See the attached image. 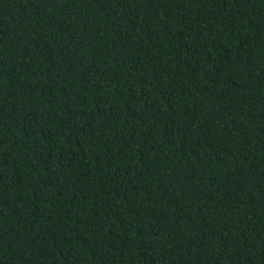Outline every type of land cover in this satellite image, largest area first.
<instances>
[{"label": "trees", "instance_id": "16d2710c", "mask_svg": "<svg viewBox=\"0 0 264 264\" xmlns=\"http://www.w3.org/2000/svg\"><path fill=\"white\" fill-rule=\"evenodd\" d=\"M0 264H264V0H0Z\"/></svg>", "mask_w": 264, "mask_h": 264}]
</instances>
